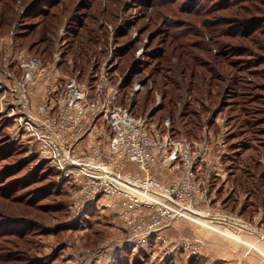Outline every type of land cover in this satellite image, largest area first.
Here are the masks:
<instances>
[{
  "label": "rangeland",
  "instance_id": "1",
  "mask_svg": "<svg viewBox=\"0 0 264 264\" xmlns=\"http://www.w3.org/2000/svg\"><path fill=\"white\" fill-rule=\"evenodd\" d=\"M20 1H15L18 11L9 21L0 18V264H32L25 260L31 258L32 262L35 258L47 259L51 264H189L190 257H200L197 264H264V190L255 188L256 194L250 197L247 189H237L231 177H247L237 170V164L244 166L243 159L238 155L232 160L226 157L239 151L237 146L230 149V143L237 139L231 133L239 129L234 124L246 117H262L241 111L242 97L234 92L241 90L235 79L245 69L264 71V62L256 53L239 55L238 45L264 35L257 30L248 39L230 36L237 29L235 12L242 20L253 18L255 24L258 19L261 24L256 25L264 27L262 3L242 0L232 6L233 0H60L49 8L47 15L58 28L50 36V50L43 51L46 15L25 19L21 31H28L26 37L14 35L17 26L13 23L21 6L38 2ZM223 3L224 8L218 10ZM249 6L256 7L253 10ZM80 20L85 24L81 32L92 30L94 43L88 40L87 44L92 61L107 66L113 83L126 81L120 89L127 92L124 106L136 114L151 116L154 122L170 119L177 136L192 141L206 139L213 145L212 158L222 154L220 175L213 173L206 188L203 186L205 203L192 208L206 216L178 215L169 204L175 215L167 218V228L158 232L163 240L153 237L146 246L121 244L144 233L136 232L146 229L140 224L153 221L155 216L138 210L129 218L132 223L126 224L122 210L130 204L117 203L111 195L103 196L113 205L90 204L82 213L78 191H73L67 181L58 182L61 175L32 153L33 147L11 111V99L3 90L8 84L6 73L18 74L13 59L22 52L44 61L51 60L56 51L62 52L64 60L71 58V28L77 27ZM246 22L244 29L248 31ZM29 25L36 28H27ZM259 51L264 53V48ZM69 60L60 63L64 75L89 78L91 64L80 73ZM255 93L264 94V89ZM255 102L252 98L244 105L253 107ZM255 124L262 127L264 122ZM260 141L263 143L264 138ZM4 143L13 147L14 155L2 156ZM260 158L264 165L263 155ZM152 172L164 186L180 175L179 170L163 165L155 166ZM257 184L264 188V180ZM137 197L142 202L156 200L147 194L138 193ZM26 199L32 200L31 208ZM254 201V206L243 210L244 205ZM207 206L214 211L207 214ZM12 219L23 224L39 222L42 228L34 227L33 234L22 237L12 231L5 234L11 227L18 228L17 224L7 226L6 221ZM194 252L197 255H192ZM10 258L14 260L8 261Z\"/></svg>",
  "mask_w": 264,
  "mask_h": 264
},
{
  "label": "built area",
  "instance_id": "2",
  "mask_svg": "<svg viewBox=\"0 0 264 264\" xmlns=\"http://www.w3.org/2000/svg\"><path fill=\"white\" fill-rule=\"evenodd\" d=\"M61 60V51L48 61L22 52L13 59L18 74L6 73L3 90L32 153L61 175L58 182L67 181L78 191L82 213L90 204L113 205L103 196L111 195L117 203L130 204L122 210L126 224L138 210L155 216L140 224L146 229L136 232L144 233L123 241L122 247L146 246L153 237L163 240L158 232L167 228L164 221L175 215L174 209L178 215L206 216L192 208L205 203L203 186L212 174L220 175L222 154L211 157L212 143L174 136L170 119L154 122L121 104V81L112 82L105 64L82 80L64 75ZM157 165L179 170L180 175L164 186L152 172ZM138 193L156 200L142 202ZM206 211L214 210L207 206Z\"/></svg>",
  "mask_w": 264,
  "mask_h": 264
},
{
  "label": "trees",
  "instance_id": "3",
  "mask_svg": "<svg viewBox=\"0 0 264 264\" xmlns=\"http://www.w3.org/2000/svg\"><path fill=\"white\" fill-rule=\"evenodd\" d=\"M17 0H0V18H3V21L6 19H8L11 16V14L15 13L16 9V2ZM42 0H38L37 1H33L32 3H29L27 5H23L21 6L22 9L19 10L18 13V17H15L14 19V23L13 25H15V27L17 26V32L14 35H18L20 37H26L27 32L28 31H21L24 27V25H22V23L25 21V19L28 18H33L34 16H38V15H46L43 22H45L43 24L42 29H44L45 32V37H43V51H47L50 50L51 48V42H52V35H54V32L56 30V28H58L57 23H55L54 21H52L51 19H49L50 17H48L49 15H47L49 12V8L51 9L53 6L58 5L60 0H43L42 2H40ZM231 1V0H229ZM249 2L253 1L254 2H258V3H262V5L264 6V0H247ZM22 2V0L20 1V3ZM225 2V0H224ZM232 2H234L232 4V6L237 5L239 3L242 2V0H233ZM46 3V4H43ZM257 3V4H258ZM223 5H225L224 3L220 6V8H218V10L223 9ZM41 6H44V8H42ZM46 6V7H45ZM258 6V5H257ZM20 7V8H21ZM256 7V6H254ZM254 7L249 6L248 9H253ZM6 9V10H5ZM201 9H203V7L201 6ZM213 8H210V10H212ZM48 10V11H47ZM257 10V9H256ZM18 11V10H17ZM205 11V10H204ZM235 17L236 20H234L237 23V28L234 32H231L230 36H236V37H244V39H248L252 36H250L252 33L254 34L255 31L259 30L258 32L263 33L264 35V27L262 29H259V27H261L259 25H256L257 22L258 24H261L260 21H258V19L255 21L256 24L251 21L253 20V18H248L242 20V18H239V13L235 12ZM48 17V18H47ZM54 16H51V18H53ZM14 18L11 17V19ZM47 19V20H46ZM49 19V20H48ZM245 21L246 24H248L249 30H245V24H243ZM84 21L80 20V22H78V24L76 25L77 27L71 28L72 29V42L74 39V43L73 45L70 43V55H71V61H72V65L74 66V68L76 67L77 70L82 73L85 69L86 66H90L91 64V73H95L98 70L97 64H96V59H94V61H92L93 58H91V55H89V50H88V40L90 41V43H94L93 37L91 35L92 30L88 29L85 30L84 32L82 31L83 25L85 26V24H83ZM235 23V24H236ZM249 23H251L249 25ZM34 26L29 25V27L27 28H33ZM22 28V29H21ZM26 28V27H25ZM36 28V27H34ZM33 28V29H34ZM19 31V32H18ZM34 31L31 30L30 33H33ZM29 33V34H30ZM81 37V39L78 40V38ZM251 43L248 44H240L239 46V50H236L237 53L240 55H247V54H255L256 56H258L259 59H261V62H264V53H261L259 50L262 51V49L264 48V37L259 38V36H255L253 37V39L250 41ZM232 44V43H231ZM249 45L254 46L255 49L249 47ZM258 50V51H257ZM66 53V52H64ZM35 55V54H34ZM93 57H95L93 55ZM66 59L64 60L62 58L61 60V64H66V62H69L70 60ZM257 59V58H256ZM92 61V63H91ZM254 63H256V60L254 61ZM97 67V70L94 71V69ZM240 70V72L244 69H237ZM246 72L245 73H241L239 77H236L237 79H235V84L238 86L240 85V92H234L236 93L235 95L237 97H242L240 98V104H243V106H240L241 111L245 112V114L247 115L248 113H256L257 116L259 114H262V117H257L256 119H249L248 117L244 118L243 120L239 121V123L237 122L236 124H234V127L239 126V129L233 133H231V136L233 138H237L236 140L232 141L230 143V149H232L231 147L237 146L239 149V151L235 154H231L229 153L226 157L227 160H232V158L234 159L236 155H238L239 158L243 159V164L244 166L241 168L240 166H238L237 164V170L240 173H246L247 177H245L243 179L244 176H242V178L240 176H236V177H231L232 178V182L234 183L235 187L237 189H247L246 192L248 194H250V197L256 194V190L255 188L258 189H262L264 190L263 187H261L259 184H257L258 181L264 180V165L263 162L260 158V155H263L264 157V142L262 143V141H260V139L262 140V138H264V125L262 127H256L255 122H258L259 120H262L264 122V94L261 93H255V91H258L259 89H264V71L261 69H252V68H248L245 69ZM126 83V81H124ZM122 81V84H120V88H124L125 87V83ZM254 92V93H252ZM127 92H121V96H120V100L119 102L121 104H123V99L127 96L126 95ZM254 95V96H253ZM252 98H255L257 100V102L254 103L253 107L249 106L252 104H249V107H246L244 104L246 102H249V100H251ZM259 102V104H258ZM251 108V109H250ZM252 111V112H250ZM240 115V114H239ZM164 121V120H163ZM162 122V121H161ZM160 122V123H161ZM172 125V124H171ZM171 132L172 135L177 136L174 132V127L171 126ZM239 135H243V138H239ZM260 136V137H259ZM257 138V139H256ZM255 141H258L257 143H255ZM4 145V155L2 156H6L5 158H7L8 156H12L13 154V147L10 146L9 144L6 145V143L3 144ZM37 172H35L36 174ZM239 173V174H240ZM41 176V175H40ZM256 176H258V178H255ZM39 175H37V177H35L36 179H38ZM34 179H32L33 181ZM54 184V186L56 185L55 182L52 183ZM52 184L46 186V188L49 186H51ZM57 186V185H56ZM59 187V186H58ZM255 192V193H254ZM29 201V202H27ZM31 199H26V202L28 203V205L33 206L31 203ZM254 203H247L246 205L243 206V210H248L250 206H254ZM60 209V208H59ZM31 211V209H30ZM8 222L7 226H11V224H17L18 228L15 227H11L5 234H9L13 232H15L16 234L19 233V237H22L23 235H26L28 233H32V230L34 229V227L42 228V226L39 224V222H32V221H28L25 222L23 221L25 224H23L22 222L18 221V220H8L6 221V223ZM21 224V225H19ZM6 226V227H7ZM33 234V233H32ZM13 243V241H12ZM8 261L10 260H14L13 258L11 259H7ZM19 260V259H18ZM27 263H32V264H51V261H46L45 259L43 260L42 258L39 260L37 258H35L32 262V258L31 259H25ZM200 260V257H190L189 259V264H197V262ZM36 261V263H35Z\"/></svg>",
  "mask_w": 264,
  "mask_h": 264
}]
</instances>
